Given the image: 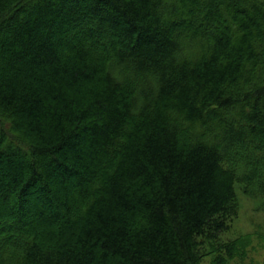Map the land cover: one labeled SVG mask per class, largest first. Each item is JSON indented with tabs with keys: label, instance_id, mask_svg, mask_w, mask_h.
Returning a JSON list of instances; mask_svg holds the SVG:
<instances>
[{
	"label": "trees",
	"instance_id": "1",
	"mask_svg": "<svg viewBox=\"0 0 264 264\" xmlns=\"http://www.w3.org/2000/svg\"><path fill=\"white\" fill-rule=\"evenodd\" d=\"M238 189L264 0H0V264H202Z\"/></svg>",
	"mask_w": 264,
	"mask_h": 264
},
{
	"label": "rangeland",
	"instance_id": "2",
	"mask_svg": "<svg viewBox=\"0 0 264 264\" xmlns=\"http://www.w3.org/2000/svg\"><path fill=\"white\" fill-rule=\"evenodd\" d=\"M238 216L221 236V243L205 249L202 264H264V211L240 189L236 193ZM234 244V255L229 258L225 246Z\"/></svg>",
	"mask_w": 264,
	"mask_h": 264
}]
</instances>
